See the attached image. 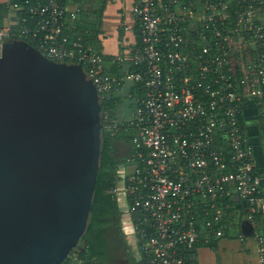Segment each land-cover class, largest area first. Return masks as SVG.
Masks as SVG:
<instances>
[{"label":"built area","instance_id":"built-area-1","mask_svg":"<svg viewBox=\"0 0 264 264\" xmlns=\"http://www.w3.org/2000/svg\"><path fill=\"white\" fill-rule=\"evenodd\" d=\"M62 1L1 0L0 49L9 38L32 40L49 59L82 65L104 103L126 97L117 113L104 110L103 124L112 138L133 133L110 193L126 198L136 261L199 264L201 244L225 237L235 196L252 222L264 213V178L240 118L244 100L264 105L262 0H133L110 64L66 34L78 7ZM256 238L264 264V237ZM62 264L85 263L75 253Z\"/></svg>","mask_w":264,"mask_h":264},{"label":"water","instance_id":"water-1","mask_svg":"<svg viewBox=\"0 0 264 264\" xmlns=\"http://www.w3.org/2000/svg\"><path fill=\"white\" fill-rule=\"evenodd\" d=\"M103 114L82 65L51 60L24 39L3 42L0 264H62L82 250L102 161ZM240 226L253 228L248 219Z\"/></svg>","mask_w":264,"mask_h":264},{"label":"trees","instance_id":"trees-1","mask_svg":"<svg viewBox=\"0 0 264 264\" xmlns=\"http://www.w3.org/2000/svg\"><path fill=\"white\" fill-rule=\"evenodd\" d=\"M18 3L24 4L23 0H17ZM111 0H63L65 4L77 6V17L72 19L68 17V29L66 34H69L72 39L81 38L86 47L103 56L104 62L110 64L114 60V56L105 55L103 53V45L99 38L102 27V16L107 3ZM7 15V7L5 3H0V28L4 25V19ZM31 45L36 47L34 41H28ZM123 47L121 48L122 51ZM126 64L112 65L107 67V73L116 75L124 71ZM129 68V67H128ZM131 70L134 66L130 67ZM129 92H133V88H129ZM126 97L115 98L108 104L103 102V109H112L115 113L121 105L125 104ZM242 115L243 120L245 115V108L252 104L256 113L262 119L259 124V135L264 136V105L261 100L252 99L244 100ZM250 133V132H249ZM133 133L131 131H124L117 137L112 138L108 132L103 130V145H102V161L98 173L94 201L91 209L90 223L86 234L81 241L82 250L79 251L78 256L84 260L85 264H109L116 256L120 246H125L129 251L130 264H142L137 262L136 258L130 254V248L127 246L122 227H121V211L118 206V200L111 193L114 187L115 175L118 167L122 164L129 155V149L132 146ZM126 145V150L123 151L124 156L118 157L117 143ZM234 203L235 200L229 201ZM232 215L227 214L225 220L229 224L232 222ZM262 230V229H261ZM264 230V229H263ZM263 236V235H262ZM214 245V244H210ZM75 254V253H71ZM70 254V255H71Z\"/></svg>","mask_w":264,"mask_h":264},{"label":"crops","instance_id":"crops-1","mask_svg":"<svg viewBox=\"0 0 264 264\" xmlns=\"http://www.w3.org/2000/svg\"><path fill=\"white\" fill-rule=\"evenodd\" d=\"M132 1L111 0L104 9L102 31L99 38L102 42L103 53L105 55L115 57L121 53L122 40L126 37V34L120 27V24L122 23L121 20H123L122 17L130 11ZM259 19L264 23V0H262ZM252 106V104H249L245 108L246 116L241 121L247 125L255 146L254 169L264 178V136L261 137L258 133L259 124L262 123V119ZM262 198L264 200V181ZM117 200L121 211L122 231L128 242L130 251L133 257H135L138 255L136 248L133 246L135 237L129 219L123 216V212L127 209L126 198L121 194ZM234 200L235 204L233 203L232 205L235 211L232 215V222L229 224L225 222V237L217 242L211 241L209 244H201L197 256L199 264H262L256 234L259 233L264 237V213L258 214L252 222L247 216L248 207L247 204H244L245 200H239L237 196L234 197ZM246 219L251 221L253 228H248L246 229L247 231L243 232L240 222Z\"/></svg>","mask_w":264,"mask_h":264},{"label":"flooded vegetation","instance_id":"flooded-vegetation-1","mask_svg":"<svg viewBox=\"0 0 264 264\" xmlns=\"http://www.w3.org/2000/svg\"><path fill=\"white\" fill-rule=\"evenodd\" d=\"M125 241H126L127 246H129L126 238H125ZM123 248H124V251L122 252L117 251L116 256L113 258L111 262H109V264H130L129 251L125 248V246H123ZM130 254H131V251H130Z\"/></svg>","mask_w":264,"mask_h":264},{"label":"rangeland","instance_id":"rangeland-1","mask_svg":"<svg viewBox=\"0 0 264 264\" xmlns=\"http://www.w3.org/2000/svg\"><path fill=\"white\" fill-rule=\"evenodd\" d=\"M0 2H1V0H0ZM117 146H118V148H117L118 157L119 158H122L124 156L123 151H125L127 147H126L125 144L123 145V143H121V142L117 143ZM118 251L119 252H122V251H124V248L122 246H120V248L118 249Z\"/></svg>","mask_w":264,"mask_h":264}]
</instances>
